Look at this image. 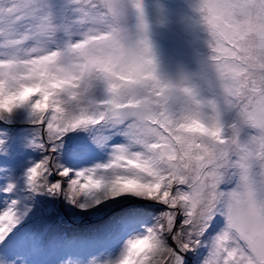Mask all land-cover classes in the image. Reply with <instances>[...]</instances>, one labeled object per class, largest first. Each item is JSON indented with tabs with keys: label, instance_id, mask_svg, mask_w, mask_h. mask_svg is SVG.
Masks as SVG:
<instances>
[{
	"label": "snow or ice",
	"instance_id": "snow-or-ice-1",
	"mask_svg": "<svg viewBox=\"0 0 264 264\" xmlns=\"http://www.w3.org/2000/svg\"><path fill=\"white\" fill-rule=\"evenodd\" d=\"M120 5L0 0V264H264V0L175 84Z\"/></svg>",
	"mask_w": 264,
	"mask_h": 264
},
{
	"label": "rangeland",
	"instance_id": "rangeland-1",
	"mask_svg": "<svg viewBox=\"0 0 264 264\" xmlns=\"http://www.w3.org/2000/svg\"><path fill=\"white\" fill-rule=\"evenodd\" d=\"M197 3L198 0H121L120 25L126 42H147L156 75L164 82L193 81L201 72L209 50Z\"/></svg>",
	"mask_w": 264,
	"mask_h": 264
}]
</instances>
